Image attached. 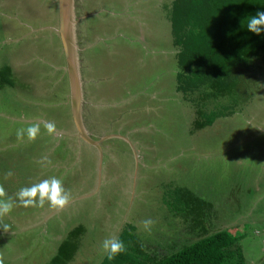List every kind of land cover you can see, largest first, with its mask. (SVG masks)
Instances as JSON below:
<instances>
[{"label":"rangeland","instance_id":"rangeland-1","mask_svg":"<svg viewBox=\"0 0 264 264\" xmlns=\"http://www.w3.org/2000/svg\"><path fill=\"white\" fill-rule=\"evenodd\" d=\"M165 1L71 0L66 12V38L76 60L77 75H82V70L92 60L95 64L103 63L104 72L114 70L118 76L120 71L128 74L126 60L134 61L138 57L146 62L141 65L136 85L144 86L148 82V90L153 91L166 84L171 90L173 73H169V77L167 73L163 74L171 64L167 67L151 62V57L171 39L161 6ZM57 3L58 0H0V69L6 66L10 74L8 78V73L1 75L9 83L0 86V184L8 196L16 199L15 194L21 187L50 177L64 179L63 172H59L64 169V162L55 157L58 153L65 157L62 152L69 148L77 156L75 160L69 156L73 159V166H69L71 171L84 174L90 188L95 189L98 185V190L68 210L52 209L47 203L42 208L14 207L0 221V234L3 233L0 255L4 262L12 257L15 259L19 251L21 257L29 256L24 259L25 264L27 260V264L47 263L55 252V235L63 237L76 225H81L82 230L77 237L76 252L68 264H98L104 256L103 240L117 236L123 224L134 226V233L150 254L166 252V243L171 240L188 243L196 238L189 231V222L172 216L161 199L162 191L170 189L169 196L172 197L173 188L180 186L187 187L203 202L200 212L207 232L221 227L240 235L239 244L246 264L261 262L264 259V66L263 73L258 74L259 88L241 112L215 119L182 142L185 110H176L175 118H168L171 115L168 110H160L151 102L160 118H153L156 126L153 130L148 132L146 127L143 128L138 141L151 142L154 146L150 147L155 150L145 152L141 147L134 148L132 155L130 145L121 138L103 136L97 179L93 175L96 151L87 148L89 145L75 132L69 92H65L54 70L57 60L54 47L61 59L59 70L67 69L58 37ZM100 37L104 38L98 40ZM97 40L101 45L97 44L94 49L83 47L92 46ZM166 47L171 54L175 53L169 42ZM87 72L95 77L104 75L90 66ZM134 78L135 74L130 77V83ZM113 84L119 89L118 81ZM159 95L166 93L159 92L156 97ZM176 106L173 103L172 107ZM83 113L81 103L80 124L84 121ZM103 115L114 117L108 113ZM41 121H54L57 134L48 135L41 124L35 142H30L26 134L23 140L17 139L18 129H27L31 123ZM166 123L171 125L170 132ZM122 127L120 132L126 135L128 123ZM100 132L104 135L103 128ZM67 136L72 137L75 144L66 141L67 147L61 148L60 142ZM122 146L126 150H121ZM184 149L185 153L176 155L175 150ZM42 157H47L51 163L39 162ZM87 166L89 173L83 170ZM8 171L13 175L5 179ZM80 180L85 181L83 177ZM48 212L54 215L44 225L40 220ZM34 215L41 219L38 221ZM149 218L154 221L150 231L141 223ZM3 224L10 226L8 232H4Z\"/></svg>","mask_w":264,"mask_h":264},{"label":"trees","instance_id":"trees-1","mask_svg":"<svg viewBox=\"0 0 264 264\" xmlns=\"http://www.w3.org/2000/svg\"><path fill=\"white\" fill-rule=\"evenodd\" d=\"M161 6L176 49L175 88L194 108L190 134L217 118L241 112L258 90L264 66V32L248 31L246 18L264 11V0H167ZM2 73L8 78L9 69H0V86L8 85ZM169 192L162 191V203L172 216L189 222L196 238L188 243L171 240L166 252L150 254L134 226L126 223L117 237L127 251L113 261L104 254L98 264H246L240 235L221 227L207 232L200 212L203 202L187 187H174L172 197ZM81 230V225L68 230L45 264H68Z\"/></svg>","mask_w":264,"mask_h":264},{"label":"crops","instance_id":"crops-1","mask_svg":"<svg viewBox=\"0 0 264 264\" xmlns=\"http://www.w3.org/2000/svg\"><path fill=\"white\" fill-rule=\"evenodd\" d=\"M68 1H69L68 2V9H69V4H71V0H68ZM56 5H57V9H58V3ZM90 14L91 13L88 12V16L91 17ZM99 14H100V12L97 13V15H98L97 18L100 16ZM92 18H93V16H92ZM84 25L88 26V24L86 22ZM168 34L170 35V26H169ZM58 37H59V41L61 43V38H60L59 34H58ZM67 37H69V32H68ZM104 37H100L98 40L103 39ZM170 38H171V36H170ZM98 40H97L96 44L94 43V45H92V46H91V44H89L88 47H86V46H83V47L85 48V50L87 48H89V49L93 48L94 49V46H97V44L101 45L100 43H98ZM147 40H148V37H147ZM168 42H169V46L173 47L171 39ZM168 42L166 41L167 45H165L163 48L159 49L160 51L158 52V54H156L152 57L151 56H149V57H151V62L156 61L157 65H159L160 63H163L167 67H169V65L171 64V68H169L166 72L163 73L164 75L167 73L168 77H169V73H173V86H172L171 90H170V86H168L166 84L160 85L159 87H155V90H153V91L148 90V82L146 85H144V86L141 85L138 87L136 85V78H137V75H139V73H140V69H142L141 65H144L146 62L145 60H142V58L138 59V57H136V60H134V61H131L129 58L126 60V64H128V66H129V68H127L128 74H125V72L123 73L120 71V75L118 76L117 72L114 70H111V72L109 70H106L104 72L103 71L104 70V64L103 63L102 64H100V63L95 64L94 60H92V63L88 64V66H90L93 70L98 69L100 74H103V72H104L103 76L95 77L90 72L88 73L87 72L88 66H86L84 68V70H82V73H81L82 75H79L80 73L77 75V73H76L77 83H78V88H79V95H80L79 107L81 106V103H82V110L84 112L83 113L84 121L82 124H80L79 119H78V124H79V126L83 132V135L86 137L87 140H89V142L83 140L78 135L77 128H76L75 123L73 121V117H72V125L75 129V132L80 137V140L83 143L86 142L89 145V146H87V148L91 149V147H92V149L96 151L97 155L93 154L94 157L97 156V160L95 161V165H96L95 166V173L96 174L93 173V175L96 176L97 179H98V176L100 175V168L99 167L101 164V155L99 154V151H100L99 146H100L102 140L105 139V137L109 136L111 138H113V137L114 138H116V137L121 138L123 141H125L127 144L130 145L131 150H132V151L130 150L131 151L130 154H132V155H133V149L134 148L138 150L141 147L145 151V150L151 149L150 145L154 146V144H151V142L145 141V142L140 143L141 141L140 142L138 141L140 139V137H142L141 133H142L143 128L146 127L148 129V132L150 130H153V127H156L152 122V120H154L153 118H160L157 116L159 114V111L156 110L155 105L152 103H156L157 107H159L160 110H168V112L171 113V115L168 118H171V117L175 118L174 114H175L176 110H178V111H184L185 110V119L184 120H186V121H185L184 127L182 128L181 142L184 141V139H186L188 137V135L190 134L189 129H190V127H191V125L195 119L194 108L192 107V105L187 100H185L182 97V95L175 88V79H174V77H175L174 73L176 70L175 53L173 52L171 54V52H169L170 50L169 51L167 50L166 46H168ZM150 43H152V40L149 41L148 44H150ZM68 44H69V41H68ZM60 45L62 47V44H60ZM53 51H54V55L56 54L55 56L57 58L56 66H54L56 77H57V79L61 80L60 82L63 83V85L65 87V92H69V96H70L69 97L70 98L69 99V108L71 109V94H70V87H69V85H70L69 75L67 76V69H66V71L65 70L61 71V69L59 70V68H60L59 64H61L60 55L59 54L57 55L55 47H54ZM175 52H176V49H175ZM63 57H64V53H63ZM127 61H128V63H127ZM149 62H150V60H149ZM64 63L66 66L65 57H64ZM74 64H75V68H77L75 59H74ZM91 65H93V67ZM94 66H95V68H94ZM3 68H5V66ZM77 70H78V68H77ZM77 70H76V72H77ZM58 73L60 74L61 78H60V76H58ZM134 74H135V78L133 80H131V83H130L129 79ZM129 75H130V77L127 78V76H129ZM80 79H82V80H80ZM116 81H118V83H119V89H117V87L114 86V84H113V82H116ZM126 81H129L128 86H125ZM81 82H82V84H81ZM56 88L58 90L59 82H58ZM159 92H165L166 95H159L158 97H160V98H158V97H156V94ZM162 97H164V98H162ZM159 102H164V103L159 104ZM173 103L176 104L177 106L172 107ZM155 110H156V114L154 113ZM104 113L113 114L114 117L113 118H109V117L105 118L103 115ZM126 122L128 123V128L126 130V135H125L124 132H122V131L120 132V129L123 128L122 126H124V124H126ZM83 125L85 128L83 127ZM129 125L132 127H130ZM166 126H167V128H169V132H170V130H171L170 129V127H171L170 123L169 124L166 123ZM109 127H113V129L108 130ZM101 128H103V130H104V135H100V134H102L100 132ZM201 129H199V130H201ZM165 134H166V132H165ZM168 135H169V133H168ZM103 136H105V137H103ZM66 141L72 142V137L67 136V138L63 139L60 142L61 144H63V147H61V148L67 147L65 145ZM72 143L75 144V141H73ZM165 144H167V142ZM164 147L167 149L166 146H164ZM120 148H121V150H123V148H124V150H126L125 146H122ZM65 150H66V152L65 151L62 152L63 155H66L65 157L60 156L61 153H58L56 155L55 159H59V160L62 159L64 162V164L62 165V168H64V169L62 171H59V172L60 173L63 172L62 177H65V178L64 179L59 178V179H62L63 186L65 187L66 190L70 191V193H71V200H70L69 204L64 208L65 210H68L70 207H75L76 205H80L91 194H94V192H96L98 190V185H96L95 189H91L90 186L88 185V180H85V178H84V174H82L81 172H75L74 173L73 171H71L72 169L69 168V166H73V159L70 158L69 156L73 157L75 160L77 157V156H75L76 152H71V150H69V148H65ZM151 150H153V149H151ZM154 150H155V147H154ZM89 152L91 153L92 151L90 150ZM170 152H172V150H169V153ZM175 152H176L177 156H180L181 154L185 153L186 151L184 149V150H180V151L175 150ZM154 153H156V152H154ZM173 157H174V154L172 155L171 158H173ZM65 168H67V169H65ZM83 170L86 171L87 173H89L88 166H87V168H83ZM81 177H83V179L85 181L80 180ZM34 213H36V212L33 211V214ZM53 215H54L53 212H48L47 214L45 213L43 215L42 219L37 218L36 215H34V216L38 219V221L41 219L40 222L43 221L44 225H45L46 220ZM34 219L35 218H32V220H34ZM73 227H75V226H73ZM73 227L69 228L68 230L72 229ZM54 234H58V233L55 232ZM0 235H1L0 238H2L3 233ZM65 235L63 237L62 236L60 237L59 234L55 235V251H56L57 246L60 244V242L65 237ZM17 254H18V256H16L15 259L12 257V258H10V261L4 262V264H25L24 259H28L29 256L24 255L21 257L22 254L19 251L17 252ZM20 259H22L23 262H19ZM28 262L29 261L27 260L26 264Z\"/></svg>","mask_w":264,"mask_h":264},{"label":"clouds","instance_id":"clouds-1","mask_svg":"<svg viewBox=\"0 0 264 264\" xmlns=\"http://www.w3.org/2000/svg\"><path fill=\"white\" fill-rule=\"evenodd\" d=\"M246 28L248 31L254 34H261L264 32V11H257L255 15L246 18ZM242 26L245 27L242 21ZM41 124L47 131L48 135L53 136L57 134V128L54 121H41L31 123L27 129H18L16 136L17 139L23 140L25 134L30 142H35L37 139ZM51 163L47 157H42L41 161ZM13 175L11 171H8L5 175V179L10 178ZM16 199L8 196L4 186L0 184V221L10 214L14 207H44L47 203L50 208L56 210H63L71 200L70 191L66 190L63 186V181L57 177H50L43 179L38 183H34L31 186L21 187L15 194ZM145 230L150 231L151 226L154 224L152 219H146L141 221ZM2 228L4 232L10 230L8 224H3ZM127 251L125 243L117 236H110L103 240L102 242V252L106 254L108 261H113L121 253ZM0 264H4V258L0 255Z\"/></svg>","mask_w":264,"mask_h":264},{"label":"water","instance_id":"water-1","mask_svg":"<svg viewBox=\"0 0 264 264\" xmlns=\"http://www.w3.org/2000/svg\"><path fill=\"white\" fill-rule=\"evenodd\" d=\"M68 0H58V19H59V35L61 38L62 49L64 53V57L66 59V68L67 74L69 75V87H70V94H71V111L73 121L78 131V135L85 141L89 142L86 137L83 135V132L78 124V111H79V103H80V95H79V88L77 83V76H76V68L74 64V56L70 50V46L68 44V40L66 38V28H67V16L66 12L68 8Z\"/></svg>","mask_w":264,"mask_h":264}]
</instances>
